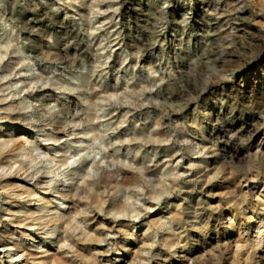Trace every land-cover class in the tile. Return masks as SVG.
<instances>
[{
	"label": "rangeland",
	"instance_id": "374dc122",
	"mask_svg": "<svg viewBox=\"0 0 264 264\" xmlns=\"http://www.w3.org/2000/svg\"><path fill=\"white\" fill-rule=\"evenodd\" d=\"M126 1L0 0V43L13 40L11 47L0 51V118L9 113L6 109H9L13 99L17 109H10V112L18 111L27 125L30 123V126H35L37 115L33 113L32 107L39 101L36 100L37 95L31 97L29 93L39 94L46 89H52L44 92V95L51 96L48 97V102L44 103L43 109L45 112L48 110L43 119L46 118L45 123L50 124L45 127L46 130H43L42 134L38 132L36 134L37 127L31 129L33 134L30 133V136L34 137L36 149L32 151V158L26 156L22 158L28 171L26 180H29L31 184H37L43 180L44 175L47 177L44 180L50 182L57 172H62L63 180L60 185L63 183L62 185H69L71 189L75 187L82 189L87 184L96 183L102 177L110 180L121 179L120 166L126 165L127 159H133V152L120 149L119 141L127 139L137 128L148 132L154 131L158 124L166 141L156 151L149 154L139 152L137 157H142L146 165L164 162L161 169L153 171L147 177L148 179L157 175H162L163 179H169L168 171L176 168V171L182 174V184L188 188L181 192L173 190L171 196L166 190L160 197V203L156 209L150 211L149 215L155 217L157 213L163 211L162 205L167 200H173L172 203L191 200L195 203L205 201L212 195L211 198L214 200H209L208 206L218 205L219 200L224 199V193L229 189L224 187L220 189L217 186L220 184L223 186L229 175L226 174L228 177L220 175L212 182V187L202 185L200 179L191 178V172L188 169L191 160L195 159L193 157L205 156L206 151L202 150L201 154L195 155L199 151L195 148L197 140L188 143L181 137L189 132L192 137L198 136L201 131L194 128L191 122L194 121L193 118L201 119V115L212 107L211 111L220 112L224 122L231 128L227 133L230 139L225 149L229 148L235 152L233 158L227 156L225 160L219 161V164H223H221L222 171L225 170L224 172L227 173L234 169L235 171L231 173L236 174L242 168H246L245 165L250 166L259 160L264 165V154L260 153L261 148H257L264 136V8H261L258 3L264 0L258 2L242 0L240 4H230L233 0H130L128 3L130 7ZM91 2L95 6H92L90 11L88 4L90 5ZM235 9H244L242 13L235 15L240 18L232 16L233 20L222 21V10L230 13ZM255 11H257L256 14ZM62 17L74 22V29H69L65 36L68 37L67 41L72 46L74 44V47L78 48L74 55L77 59L75 63L70 65L61 57L48 61L33 58L28 45L29 41L25 39L19 27L24 24L27 29L34 28L38 42L36 41L32 48L40 47L42 50L49 49L48 51L56 52L64 46V41L61 39L60 32H57L54 21L55 18ZM183 19L186 20L183 23L184 28L178 29ZM177 29L182 31L178 38L175 32ZM44 42H47V45ZM144 42L150 45L147 52L142 46ZM13 47L22 48L21 55L13 53ZM80 57L83 59L82 62L79 61ZM16 61L21 64H16ZM9 65L13 68L11 69ZM18 69L22 71L17 73ZM19 76H28L29 79L28 81L22 79L16 85L11 84ZM68 89H70L69 94L63 102L69 104L70 98L82 103H85L86 99L90 100L92 103L90 112L97 117L93 120V124L98 127L99 135L90 133L85 139L83 138L88 123L79 118L82 117L80 110L65 116L59 113L58 103L52 98L62 96L61 93ZM202 121L203 127H207L205 136L208 139L211 125L215 122L207 121L206 118ZM29 125L27 128L30 127ZM250 126L258 127V132L249 130ZM230 133L235 134L230 136ZM47 134L52 137L50 140H46ZM82 139L84 140L81 141ZM61 147L66 154V159L65 163L58 168L50 162V157H58L62 154ZM167 148L171 150L168 151ZM169 156H175L176 159L169 161ZM214 156L212 154L200 159L201 164L198 162L196 167L200 168L205 161L211 164ZM259 156L260 159H257ZM177 161L178 164H176ZM13 168L12 171L16 169V166ZM3 172L0 169V174ZM72 178L74 180L69 183ZM168 182L167 185H169ZM194 184L196 185L193 187ZM56 185V187L59 186V184ZM231 189L235 188L231 187ZM127 192L128 190L119 192L117 198L126 195ZM221 192L222 195L219 196ZM3 195L0 190V264H9V262L22 261L24 258H19L17 251L1 253L6 242L4 238L12 227L11 223H7L8 218L3 215L4 209L7 208L5 195ZM144 198V196H136L137 206L142 204ZM65 210L63 209L62 212ZM188 212L191 214L192 210H187ZM227 213L224 211L220 214L222 215L218 220L220 224ZM149 215L145 217L148 218ZM83 220H80L82 228L92 223L91 221L83 222ZM215 220L216 217H213L212 222H216ZM188 223L190 224V220L184 228L180 229L178 225L176 229L189 232L187 235L189 234L188 236L195 240L198 233L196 228L203 224L196 225L197 227L194 228ZM5 226H7L6 229ZM46 230L47 228L44 231ZM211 230L206 233L207 236L212 239H221L220 242L223 244V236L227 232L222 230L216 232L214 227ZM59 233H62V230L56 232L54 238L48 239V242L55 241V236ZM41 236L45 237V234L41 232L40 238L36 241L42 240ZM118 236L125 237L121 234ZM116 237L109 235L106 241L100 244V252L105 250L101 253V262L98 264L113 262L115 257L118 258L115 254V246L118 242ZM166 237L167 235L160 232L155 239L156 244L160 246ZM68 241L65 242L66 248L63 255L74 259L73 252L69 249L73 241ZM181 242L180 247L184 243ZM192 242L187 244L190 246L188 250L178 248V254H181L174 258L175 260H171L173 264H181V255L186 253L188 255L192 249V252L199 250L201 244H198L199 247ZM54 246L55 243L48 247L41 244L40 248H34V250L41 251L46 248L55 252L57 250ZM155 250L150 254L154 258L147 257L149 259L146 264H153L156 256H162L163 253H160L159 249Z\"/></svg>",
	"mask_w": 264,
	"mask_h": 264
},
{
	"label": "bare ground",
	"instance_id": "6f19581e",
	"mask_svg": "<svg viewBox=\"0 0 264 264\" xmlns=\"http://www.w3.org/2000/svg\"><path fill=\"white\" fill-rule=\"evenodd\" d=\"M82 1L83 0H80V2ZM241 1L242 0H233L230 4H240ZM258 1L259 0H257V2ZM14 2L12 3L14 4ZM126 3L130 7L128 4L130 3V0H127ZM227 3H229V1ZM258 3L261 8H264V1ZM92 6H95L94 4L92 5V2L90 5L88 4V9L90 11L92 10ZM243 11L244 9H235L229 13L226 10H222V21H227L229 19L233 20L231 19L232 16L240 14ZM257 11H255V14ZM235 18L240 17L235 16ZM184 21L186 20L183 19L182 23H179L178 29L184 28ZM54 25L57 28V32H60L61 39L64 41V46L57 49L56 52L48 51L49 49L42 50L40 47L32 48L37 41L34 28L27 29L24 27V24L22 25L23 27L21 26L19 28L23 32L25 39L29 41L28 45L31 48L33 58L48 61L61 57L68 62V64L72 65L77 60L74 55L78 48L74 47V44L72 46L67 41L68 37H66L65 34L69 29H74V22L67 20L66 17L55 18ZM178 29L175 31L177 33L176 38L182 33V31H179ZM55 36H57V34ZM11 41L13 42V40L1 42L0 51L1 49H8L11 47ZM44 43L47 45V42ZM142 46L145 52L149 50L150 45L148 42L142 43ZM12 50L13 53H20V55L23 51L22 48L14 47ZM82 60V58L79 59L80 62H82ZM16 64H21V62H17ZM9 66L11 69L13 68L11 65ZM18 71H22V69H18L17 73ZM22 79L28 81L29 77L19 76V78L15 79L11 84L16 85ZM76 80L77 79H75V81ZM71 83L73 82L71 81ZM46 90L52 89L49 88ZM45 91H42L39 94L29 93L31 97L37 95L38 98L36 100L39 101L38 104L32 107L34 108L33 113L37 115V123L35 126H30L29 123L28 125L30 127L27 128L28 125L25 123L22 114L18 111L15 113L10 112V109H17V104L13 99L11 103L9 102V109H6L9 113L5 117L0 118V169L1 172L4 171L0 174V190L5 195L4 200L7 204V208L4 209L5 211L3 215L8 218L7 223H11L12 226L9 233L7 232V237L4 238V241L6 242L2 247L3 250L1 253L17 251L19 258H24L22 261L9 262V264H98L101 262L100 255L101 253H104L105 250L103 249L102 252H100L99 246L103 241H106V238L109 235L117 236L116 238H118V242H115V254H117L118 258L115 257V259L113 258V262H106L104 264H146V261L149 259H147V257H151V259L154 258L150 256V254H152V251L155 249H159V252L163 254L160 257L156 256V259L154 260L155 263L153 262V264H173L171 260L177 258L178 255L181 254H178V248L180 247L179 243L181 241L184 243L180 248L185 250L189 249L190 246L188 245V247L187 244L190 241H193L194 245L201 244V247L198 245L200 247L197 251L198 253L192 252V249L190 251L191 253L188 255H186L187 253L181 255V264H264V165L259 162L260 160H257V163L250 164V166L245 165L246 168H242V170L236 174H233V172L231 173L234 169L227 173H225V170V172L222 171L223 164H219V161L222 159L225 160L227 156L233 158L235 152L229 148L225 149L226 146H228V141L230 139L227 133L231 128H229L224 122L220 112L216 110L211 111L212 107H210L209 111L205 114H200L202 116L201 119L193 118L194 121L191 122V124L194 128L200 129V134L192 137L190 132L189 134L185 133L183 136L181 135V139L188 143L197 140L195 148H198L199 151L196 150L197 154L195 155L201 154L202 150L206 151L205 156L200 155L193 157L195 159H192L191 157V164L188 168L191 172V178L195 177L196 179H200L202 185L206 184L208 187H212V182L220 175H229V177L226 175L228 178L226 182L224 181L225 183L223 182V186L222 184L217 186L220 189L222 187L229 189L224 193V199L222 200L220 197L221 200H219L218 205L213 206H208L209 200H214L211 198L212 195L207 197V201L205 200L195 203H192L191 200L184 202L181 198L180 200L183 201L181 203H172L173 200H167L162 205L164 209L160 207L163 211L161 210V212L157 213L155 217L152 215V218L149 213L156 209L160 203V197L166 192V190L169 196H171L173 190L181 192L188 188L182 184V174L177 172L176 168L168 171L167 177H170L169 179H163L161 174V176L157 175L148 179L147 177L150 176L153 171L161 169L164 162H155L152 165H146L142 157H137L139 152L149 154V152L156 151L161 144L166 141L163 131H160L158 124H156V129L154 131L148 132L144 129L137 128L134 132L132 131L133 133L128 136L127 139L124 138L119 141L120 149L123 148L126 149L127 152H133V159H127V164L120 166L121 168L119 170H121V179L114 177L115 179L110 180L107 177H102L96 183L92 185L87 184L86 187L82 189L80 187L71 189L69 188V185H62L63 183L60 185L61 180H63L61 178L62 172H57L55 175L53 174L54 176L50 182L44 180V178L47 179L44 175L42 177L43 180L37 184H31L29 180H26V173L28 171L22 158L23 156L32 158V151L33 149H36L33 141L34 137L30 136V133L33 134L31 129L37 127L36 134H42L41 132L46 130L45 127L50 124L45 123L44 119L46 118L43 119L45 113L48 111V107L45 109L47 110L46 112L43 111L45 106L44 103H47L49 100L48 97L51 96L44 95ZM69 91L70 89L61 93L62 96H54L52 98V100L58 103L59 113L65 116L72 112L77 113L78 110H80V112H82V117L79 118L85 120L86 124L88 123L87 129L83 133V138L85 139L90 133L99 135L97 130L98 127L93 124V120L97 117L93 112H90V107L92 106L90 100L86 99L85 104L82 102H76L70 98L69 104L65 103L63 101L67 98ZM80 91L82 90L80 89ZM224 117L226 116L224 115ZM203 118H206L207 121L214 120L215 122L214 125H211L212 127L209 130L210 138L208 139L205 136L207 127H203ZM250 127L251 129L249 128V130L253 129L255 132H258L259 130L258 127ZM244 129L246 130L247 127L245 126ZM12 130L18 134H15ZM231 134L235 133H230V136H232ZM51 138L52 137H50L49 134L46 135V140H50ZM257 148H261L260 153L264 154V136L260 140ZM60 150L62 151V154L58 157H50V162L54 163V166H58V168L65 163L66 159V154L63 148L61 147ZM167 150L170 151L171 149L167 148ZM212 154L215 156L211 164L203 161L204 163L201 167L199 166L200 168L196 167L198 162H201L200 159H204V157L207 158ZM262 155L261 160H263ZM251 156L253 155L251 154ZM169 157V161L176 159L175 156ZM257 159H260V156L259 158L257 157ZM176 164H178V161ZM14 166H16V169L12 171ZM73 180V178L70 179L69 183ZM167 181H169V185H167ZM56 184H59V186L56 187ZM195 185L196 184H194L193 187ZM231 187H234L235 189H231ZM124 190H128L127 194L117 198V194ZM220 194L222 195V192L219 193V196ZM138 195L145 197L140 206H137L136 196ZM63 209H66L65 212H62ZM164 210L166 211L164 212ZM187 210H192L191 214L190 212L187 213ZM224 211L228 213L225 218L220 221L222 222V224H220L218 222L219 216ZM146 214L149 215L148 218L145 217L148 216ZM166 214L168 216H165ZM213 217H216V222H212ZM81 219H84L83 222H92L89 226L86 225L88 228L87 230L86 226L83 228L81 227ZM189 220L191 226L194 228L196 225L203 224L202 226H199V228H196L198 229V233L196 232L195 240L191 239L188 236L189 234L187 235L189 232L182 230L178 231V229H176V226L178 225L180 229L184 228V225L189 222ZM7 226L4 228L6 229ZM212 227L215 228L216 232L219 230L227 232L224 236L222 235L224 240L223 244L220 242L222 241L221 239H212L207 236L206 233L210 231ZM46 228L47 230L44 231ZM59 230H62V233L55 236V241L48 242V239L52 240L55 233ZM41 232L45 234V237L41 236L42 240L36 241L37 238H40L39 234H41ZM160 232L165 234V236L167 235V237L164 238V240L162 239V244L160 243L161 245L158 246L155 239H157L156 237ZM200 233H203V235H200ZM120 234L125 237H119L118 235ZM12 235L13 237L15 236V238H13ZM198 238H200V240ZM68 240L71 242L73 241V244H70L71 246L69 249L73 252L74 259H72V257L69 258L70 256L66 257L63 255L66 248L65 242ZM31 241H33V243H31ZM54 243V248L57 250L55 252L46 248H43L41 251L34 250V248H40L41 244H45V247H48ZM153 253L155 254V252ZM107 259H105V261Z\"/></svg>",
	"mask_w": 264,
	"mask_h": 264
}]
</instances>
